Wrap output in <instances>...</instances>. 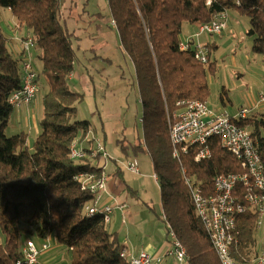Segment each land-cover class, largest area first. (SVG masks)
<instances>
[{"label":"trees","instance_id":"16d2710c","mask_svg":"<svg viewBox=\"0 0 264 264\" xmlns=\"http://www.w3.org/2000/svg\"><path fill=\"white\" fill-rule=\"evenodd\" d=\"M107 5L120 47L133 66L132 87L142 107V136L132 144L122 141L120 150L125 157L149 156L161 204L160 214L152 211L163 222L166 236L167 227L174 232L185 249V262L220 264L194 210L185 178L207 196L217 176L242 170L215 137L208 143V160L196 161L194 146L178 161L172 157L167 116L176 112L180 101L206 102L207 75L214 72L209 55L205 65L195 60L192 41L187 50L180 49V35L183 23L199 27L219 14L235 11L248 19L252 51L264 56V0H107ZM0 9L8 10L17 27L28 32L41 62L37 84L41 77L48 82L40 132L29 151L25 133L5 136L15 110L9 98L21 89L23 71L22 60L12 55L0 27V264H24L23 241L34 235L42 241L52 237L66 247L70 264H129L122 257L124 247L117 234L109 232L102 216L85 213L93 198L81 188L78 176L103 173V168L89 163L99 156L92 157V151L85 148L83 159L70 158V145L83 142L91 128L88 121L75 120L83 94L68 87L78 62L80 38L75 29L67 28L60 0H0ZM93 17L104 18L101 13ZM234 123L249 133L264 168V113ZM236 230L233 255L251 263V256L257 255L256 215H239Z\"/></svg>","mask_w":264,"mask_h":264},{"label":"rangeland","instance_id":"374dc122","mask_svg":"<svg viewBox=\"0 0 264 264\" xmlns=\"http://www.w3.org/2000/svg\"><path fill=\"white\" fill-rule=\"evenodd\" d=\"M64 8L67 9V12H65L67 15V19H65L66 26L69 29H75L82 46L78 47V51L76 52L78 62L75 64L74 71L79 78L76 79L75 77L74 80L68 82V87L71 91L83 94L81 102L76 105L77 113L75 120L88 121L98 131L100 121L103 122L105 120L102 114V106L109 105L115 108L113 112L118 114L119 118L112 121L114 122V142L112 145L107 144V162H115L120 168H122L121 164L126 162H130L135 166L138 165L136 166L140 171L138 176L122 168L123 178L122 180H118V186L122 187L124 183H127V185L133 186L138 191L137 197L127 196L130 203H135L132 209L139 210L141 205L146 204L148 208H152L158 212L161 206L160 188L158 183L154 181L149 156L138 154L136 157H125L120 150L119 143L121 141L125 140V145H127L129 142H135H132V138L137 134L140 137L142 136V128L139 122L142 115V107L136 89L132 87L134 83L133 66L121 49L117 34L114 33V29L112 30L108 27V23L102 21L96 23V26L101 28V33L105 32L109 34L110 52L104 54L97 42L100 40L93 39V37H98L101 33L89 22L92 19L89 18V14L96 13L98 8H105V10L100 12L105 18H108L106 16L108 15V5L103 0L92 1L88 7L89 13H82L83 7L79 6L74 11L70 9V2L65 1ZM227 16V28L220 35L199 34L197 26L183 23L180 40L186 42L188 39H194L195 42L205 46L209 55V61L213 63L214 67V72L207 75L209 97L206 103L213 110L226 111L233 117L242 108L251 109L254 107L260 83L258 79L261 78L262 82H264V56L255 54L252 51L253 38L248 36V19L235 11H228ZM12 20L14 19L10 13H7L4 9H0V24L1 22L4 24L11 23ZM4 33L5 37L8 38L6 30H4ZM13 56L17 57L16 54ZM107 58L110 59L113 66L110 62L106 61ZM32 61L33 70L40 74L41 62L39 60V52H35L34 48L32 49ZM111 68L113 69L112 75H109L110 77L108 78L106 74ZM39 83L35 97L38 108L34 113L38 132H40L39 121L42 118V99L48 90V82L44 78L41 77ZM89 91L90 93H88ZM90 97H93L94 104L91 100L89 101ZM91 107H96L94 108L93 115ZM261 113H264V105L253 109L251 115L259 117ZM22 118L24 120V115H22ZM17 121V110L15 109L5 130V136H12V130L16 128ZM35 138V133L29 135V143H27L29 151H31ZM110 179H113V182L117 183V179L113 177ZM138 179L143 181L141 190H138L136 183L133 182H138ZM146 209L143 206L140 209L142 212L141 217L137 221H133V226L142 227V237L145 238V232L149 229L150 225L162 224L154 212ZM114 210L113 215L110 216L111 219L118 216V212H114ZM126 220L127 224H130L131 219H125V222ZM122 226L124 225L122 224ZM120 229L124 230L123 227ZM108 230L112 232L114 229L108 225ZM121 233L124 234V232ZM132 233L134 234V232ZM255 239L256 254H258L264 245L263 227H259L256 230ZM27 241H32L38 249L44 243L49 245V248L38 257L40 264H70V252L66 247L58 245L52 237L46 241H42L34 235L27 238ZM25 242L26 239L23 241V244ZM256 256H251V260H255ZM252 262L251 264H254Z\"/></svg>","mask_w":264,"mask_h":264},{"label":"built area","instance_id":"2783aa9c","mask_svg":"<svg viewBox=\"0 0 264 264\" xmlns=\"http://www.w3.org/2000/svg\"><path fill=\"white\" fill-rule=\"evenodd\" d=\"M114 27V22H111ZM227 28V14L216 16L209 24L198 27L199 34L219 35ZM193 42L195 60L205 65L208 53L205 46L188 39L180 44L181 50H187L189 42ZM33 42L30 37L22 42L23 81L21 89L13 93L9 103L13 108L30 105L37 94V73L33 70ZM264 105V86L257 95V101L251 109L242 108L231 117L226 111L213 110L206 102L199 100H183L177 103V110L167 116L168 136L172 147V157L179 160L181 154H186L190 147H197L195 160L210 159L209 140L218 138L220 146L228 151L240 163L242 173L219 175L212 182V194L203 195L202 191L185 178L194 210L202 223L204 231L211 243L220 264H251L239 261L234 257L238 232L236 221L239 215L252 212L256 215V228H264V168L260 155L253 144L249 133L235 125L236 120L245 119L252 114L253 109ZM250 114V115H249ZM92 157L95 155L104 161L108 159L101 140L92 138ZM86 156L84 148L78 141L70 145V158L81 160ZM126 168L132 174H138L139 169L131 163ZM184 174V170L182 171ZM154 179L157 180L156 176ZM81 188L92 196L90 205L85 208L87 216L99 214L106 224L114 207L110 204H100L101 194L106 189L104 173L80 174L78 176ZM123 208L122 206H117ZM165 217L162 214V220ZM170 244V254L179 264L185 262L186 252L177 240L174 232L167 227ZM49 248L44 243L40 249L32 241H26L21 252L24 264H38V257ZM122 257L125 258L123 252ZM126 259V258H125ZM127 260V259H126ZM254 264H264V245L257 254ZM252 262V263H253ZM129 264H159L161 259L152 257L146 252L128 260Z\"/></svg>","mask_w":264,"mask_h":264},{"label":"crops","instance_id":"0c3cea01","mask_svg":"<svg viewBox=\"0 0 264 264\" xmlns=\"http://www.w3.org/2000/svg\"><path fill=\"white\" fill-rule=\"evenodd\" d=\"M65 1L70 2V9L75 11L77 7L81 6V7H83L82 13H85V12L89 13L88 7L90 6V3H92V1H96V0H60V2L62 4L61 10H62V15H63L64 19L67 18V15L65 14V12H67V9L66 8L63 9ZM103 1L105 3H107V0H103ZM103 10H105V8H98V11L96 13L94 12V13L89 14V18H92L89 20V22H91L92 20H96L94 23H92V25L95 26V28L98 31H100L101 28L96 26V23L105 21L110 26V22H111L108 10H107L108 15H106V16H108V18L104 17L103 19L102 18L99 19L97 17H93L94 15L100 14L101 13L100 11H103ZM6 11H7V13H10L8 10H6ZM65 24H66V21H65ZM194 25L198 27V24H194ZM0 27H1L3 33H4V30H6V32L8 34V38L7 37L6 38L8 40L7 41L8 47H9L12 55L16 54L17 57H15V58H19L22 60V42L24 40H26L27 36L29 35L28 32L25 29L18 28L16 25L15 19L12 20L11 23L9 22V23L4 24L1 22ZM110 28L112 30L114 29V31H115L114 33H116L115 27H110ZM100 33H101V31H100ZM4 35H5V33H4ZM93 39L94 40L95 39L100 40L97 42L99 43V47H100L101 51L104 52V54L110 52L111 48L109 47V39H110L109 34L103 32V33L99 34L98 37H93ZM78 45H79V47H82L80 42H78ZM106 61L111 63L110 59H108V58L106 59ZM111 65L113 66L112 63H111ZM112 70L113 69L111 68V69H109V71H107L106 75L108 78L110 77L109 75H112ZM75 77H76V79L79 78V76H77L75 73H73L70 77V80H74ZM258 81L260 83H259V86L257 89V94L260 92V90L264 86V82H262L261 78H259ZM90 82L92 83L91 79H90ZM82 89L84 90L83 86H82ZM88 93H90V91ZM90 100L94 104L93 97H90L89 101ZM37 108H38V103H36V98L28 106H21L19 108H15L17 110L18 121H17V124L15 125L16 128H14L12 130V135H15L18 133H25L28 136L27 143H29L28 140H29L30 134L35 133V136L38 135L39 132H38V129L36 127L35 117H34V113L36 112ZM94 108H96V107L90 108L92 115L94 114ZM102 108H103L102 114H103V117L105 120L103 122L100 121V127H99L98 131L96 130V128H93L92 123L90 124L91 125L90 131H89L86 139L80 143V146L84 149L86 148V149L91 150L92 144H88V142L91 141L92 138L94 137V138L101 140V142L104 146L105 152H106V154H108L107 153V144L109 143L110 145H112L114 142V139H113V137H114V125H113L114 122H112V121L114 119L117 120L119 118V115L116 114L115 112H113V110L115 108H113L109 105H103ZM22 115H24V120L22 118ZM34 130H35V132L33 133ZM137 136H138V134L132 138V142H134L136 140ZM123 141L126 142L125 140H123ZM121 142L119 143L120 146H122ZM130 144H132V143H130ZM137 155L132 154L131 156L136 157ZM109 158H111V157L109 156ZM89 163L92 166H98L100 168H103V173L106 176V189L101 194L100 204H102V205L103 204H110V205L116 207V208H114L115 209L114 212L117 211L118 216L114 217V219L110 218V221L107 224V228L109 225L110 228L114 229L112 231V233L117 234L119 243L124 247L123 254H124L125 258L127 259V261L130 260L131 257L138 255L140 252H146L147 254L151 255L152 257L160 258L161 263H159V264H179L175 261L173 255L170 254L171 248H170V244H169V239L166 236V229H165V226H164L162 221H160L158 219L163 225L162 224H158V225L152 224L149 226V229L145 232L146 238L142 237V227L133 226V221H137L141 217L142 212L140 211V209L143 206H145L151 212H153L152 210H154V209L148 208V205H146V204L141 205V208L139 210L132 209V207L135 205V203H130L127 196L130 195L133 198L137 197L138 191L135 190L133 188V186L127 185V183H124L122 187L118 186L119 185L118 180H122V178H123L122 168L125 169V171H128L126 168V164H128L130 162H126L124 164H121L122 168H120L115 162H107V160L104 161L102 158H99L97 160L95 158H92V159L90 158ZM132 165H134V164H132ZM136 166H138V165H136ZM107 169L109 170L108 172H107ZM152 169H153V167H152ZM138 174H140V171ZM138 174H135V175L138 176ZM153 175H154V173H153ZM112 177L117 179V183L113 182V179H110ZM154 181L156 183H158L157 180L154 179ZM133 182L136 183L137 189L141 190V188L143 186L142 185L143 181L141 179H138V182H136V181H133ZM117 206H122L123 208H117ZM126 212H127V214H126ZM157 213L158 214L161 213V206H160V211H158ZM111 215H113V211H112ZM125 219H131L130 224L129 223L127 224V220L125 222ZM122 224L124 226H122ZM121 227H123L124 230H121L120 229ZM121 232H124V234ZM132 232H134V234ZM38 264H40V263L38 262ZM181 264H187V263L183 262Z\"/></svg>","mask_w":264,"mask_h":264}]
</instances>
